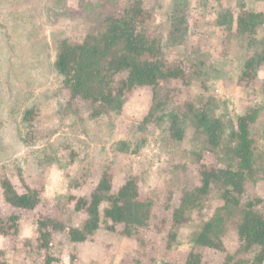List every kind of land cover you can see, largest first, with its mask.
<instances>
[{"label": "rangeland", "instance_id": "obj_1", "mask_svg": "<svg viewBox=\"0 0 264 264\" xmlns=\"http://www.w3.org/2000/svg\"><path fill=\"white\" fill-rule=\"evenodd\" d=\"M137 1L0 0V216L20 215L11 233L0 236L6 264H45L44 252L37 250V215L71 218L77 226L86 215L72 213L70 196L89 195L106 169L112 174L114 191L131 175L138 179L140 197H152L148 227L139 239L124 235L121 225L109 231L104 222L84 243L70 241L67 230L57 232L51 249L57 261L52 264H129L148 252L158 254L153 264H164L170 256L184 259L195 248V235L221 203L222 192L213 186L190 211L191 220L180 227L174 246L168 248L173 210L183 191L198 182V158L207 164L217 162L216 151L192 116H184L193 99H202L195 102L196 109L206 104L227 124L249 107L260 110L253 125L257 172L246 184L245 201L261 200L257 208L264 213V63L253 67L252 76L243 75L246 61L256 58L263 44L264 23L256 34L262 44L252 46L236 27L225 30L217 22L219 12L232 8L238 13L243 4L264 12V0H142L155 16L146 29L161 42L164 59L185 62L190 75L184 81H162L158 98L168 103L146 124L143 119L156 104L147 89L132 92L120 113L93 118L84 104L81 109H68L71 93L55 66L59 43L100 36L117 7ZM181 19L187 33L175 40L173 30ZM30 109L37 113L31 121L26 118ZM177 131L182 139L175 138ZM141 136L146 140L143 145ZM123 142L130 148L122 149ZM21 173L41 193L42 205L33 213L17 210L3 197L1 182L6 178L25 191ZM58 206L66 211L61 213ZM107 206L104 202L101 211ZM211 236L221 247H205V264H223L227 254L239 248L235 219L228 221L224 239Z\"/></svg>", "mask_w": 264, "mask_h": 264}, {"label": "trees", "instance_id": "obj_2", "mask_svg": "<svg viewBox=\"0 0 264 264\" xmlns=\"http://www.w3.org/2000/svg\"><path fill=\"white\" fill-rule=\"evenodd\" d=\"M154 18L150 7H145L144 2L138 0L132 5L117 7L115 13L106 19V30L100 36H89L79 43H71L66 39L59 43L55 66L63 78L64 88L69 89L71 93L69 110L84 108L80 106L84 104L91 108L89 115L93 118L111 111L120 113L125 100L132 92L147 89L152 92L156 104L143 119L144 124L151 115L155 118V114L168 103L158 98L162 81H184L190 74L184 65L185 62L172 63L164 59L161 42L146 29L147 23ZM217 20L218 25L225 30L230 31L236 27L238 34L247 37L250 45L262 44L256 34L264 23L263 11L248 8L243 4L238 13L232 8L219 12ZM184 24L181 19L175 26V40L186 36ZM185 27L187 31V26ZM257 49V57L246 61L243 75H251L253 67L264 63V40L261 48ZM196 65L192 67L197 68ZM123 73H126V76L118 79ZM262 88L264 90V82ZM201 100H190L185 106L187 111L184 116H192V122L206 137L211 149L216 151L217 162L207 164L198 158V182L183 191L180 204L173 210L168 248L174 246L180 227L191 220L190 211L196 208L216 185L222 190L221 203L195 235V248L190 250L184 259L179 258L177 261L180 264H205V247H221V244L213 242L211 233L218 239H224L227 223L234 218L239 248L233 253L229 252L223 264H263L264 213L257 208L261 200L245 201L246 184L257 172L253 125L260 116V110L249 107L245 114L237 116L227 124L219 117L213 116L206 104L196 109L195 102ZM36 114L35 109L28 110L27 120L31 121ZM174 118L177 122L181 120L178 113L174 114ZM228 129L230 132H227ZM174 135L175 138H183L181 131L175 132ZM145 142L144 136H141L140 144ZM122 144V149L130 148L127 142ZM19 177L25 191H19L13 182L6 178L1 182L4 200L17 210L33 213L42 205L41 193L38 188L26 183L22 173ZM112 181V174L106 169L89 195L70 196V202H74L72 213L86 215L77 226L70 223L71 218L66 221L64 218L59 219L57 215H37V250L44 252L45 264L57 261L51 253L57 232L67 230L70 241L84 243L106 222L109 231H116L117 226L121 225L124 235L139 239L142 237L141 230L148 227L152 218L154 200L150 196L140 197L138 179L135 176L130 175L117 191H114ZM104 202H107L108 206L102 212L101 206ZM58 208L61 213L66 211L65 206ZM19 221L20 215L17 213L8 218L0 216V236L10 234L13 224L18 225ZM5 253V250L0 248V264H6ZM251 253L253 255L249 256ZM157 255V252H148L130 259L129 262L153 264L157 262ZM76 257L75 253L71 255L72 263ZM170 257L165 258L164 264L177 263Z\"/></svg>", "mask_w": 264, "mask_h": 264}, {"label": "crops", "instance_id": "obj_3", "mask_svg": "<svg viewBox=\"0 0 264 264\" xmlns=\"http://www.w3.org/2000/svg\"><path fill=\"white\" fill-rule=\"evenodd\" d=\"M173 261H177V259L176 258H173ZM177 263H180V262L177 261Z\"/></svg>", "mask_w": 264, "mask_h": 264}]
</instances>
